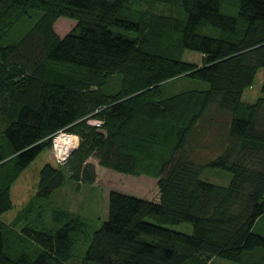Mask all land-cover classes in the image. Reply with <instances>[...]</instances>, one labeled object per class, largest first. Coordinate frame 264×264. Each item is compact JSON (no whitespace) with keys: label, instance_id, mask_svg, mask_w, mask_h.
Listing matches in <instances>:
<instances>
[{"label":"trees","instance_id":"16d2710c","mask_svg":"<svg viewBox=\"0 0 264 264\" xmlns=\"http://www.w3.org/2000/svg\"><path fill=\"white\" fill-rule=\"evenodd\" d=\"M147 1L168 11L129 0H0V264H264L255 229L264 218V81L261 96L244 99L264 67V0ZM61 16L76 19L64 35ZM189 49L203 64L184 58ZM179 79L194 83L171 91ZM62 130L77 146L41 168L29 204L48 206L18 228L19 218L3 219L12 186ZM92 157L157 178L159 199L111 189L96 229L49 200L64 185L94 184ZM208 167L230 181L203 178ZM182 222L191 233L171 227Z\"/></svg>","mask_w":264,"mask_h":264},{"label":"rangeland","instance_id":"374dc122","mask_svg":"<svg viewBox=\"0 0 264 264\" xmlns=\"http://www.w3.org/2000/svg\"><path fill=\"white\" fill-rule=\"evenodd\" d=\"M229 2L230 8L234 4V0H226ZM132 6L141 8L143 10H149L154 8L156 10L165 9L168 11L166 5L153 3L147 0H129ZM169 6V5H168ZM165 7V8H164ZM228 9V8H227ZM170 11L177 13V8L173 5V10ZM76 23V19L61 16L56 24V30L64 35L71 27ZM28 25L27 20L20 23V27L24 30ZM214 33V32H212ZM184 58L192 61L196 64H203L204 55L198 51L186 50ZM264 81V67L258 71L254 83L246 88L244 92V99L246 101H255L259 96L262 95V83ZM194 82H188L185 79H179L173 83L169 88L171 91H178L184 87L193 85ZM61 133H65L68 136L74 137L75 147L77 146L76 136L66 130H62ZM58 134H55L52 138V145L46 147L37 158L29 165V167L19 176L12 186V200L13 207L9 211L3 214V219L12 222L15 218H19L17 227L21 228L27 218L32 219V223L45 213L47 206L45 202L39 201L35 198L32 204L29 201L35 195L40 179V171L44 164L50 162L55 166H58L63 161L57 156L56 152V138ZM96 166V182L92 185H86L81 188L78 192L73 189L72 185H64L57 189L53 194V202L60 206L69 207L73 211L82 212L88 220L91 221L92 225L96 227L100 221L105 217L108 204V191L111 189L121 190L126 193L134 194L151 199H159V188L158 179L148 175H131L119 171H115L104 166H101L96 157L90 158ZM203 178H208L214 182L227 184L230 181L231 173L225 169L208 167L202 174ZM50 204V202H49ZM171 227L191 233L193 225L190 222H182L174 224ZM255 229L264 234V218L259 220V223L255 226ZM208 264H239L235 261L225 259L222 257H213L210 259Z\"/></svg>","mask_w":264,"mask_h":264},{"label":"bare ground","instance_id":"6f19581e","mask_svg":"<svg viewBox=\"0 0 264 264\" xmlns=\"http://www.w3.org/2000/svg\"><path fill=\"white\" fill-rule=\"evenodd\" d=\"M57 152L59 155L68 154L74 145V140L65 133H61L56 138Z\"/></svg>","mask_w":264,"mask_h":264},{"label":"built area","instance_id":"2783aa9c","mask_svg":"<svg viewBox=\"0 0 264 264\" xmlns=\"http://www.w3.org/2000/svg\"><path fill=\"white\" fill-rule=\"evenodd\" d=\"M97 125H99L100 124V122L99 121H96L95 122ZM61 132L62 131H60V134H61ZM58 134V133H57ZM58 136V135H57ZM73 140H74V137L73 136H71V135H69ZM57 146V143L55 144V147ZM75 146V142H74V145H73V147ZM56 152H57V147H56ZM57 156L60 158V160L62 161L63 159H62V157H63V155L61 156V155H59V153L57 152Z\"/></svg>","mask_w":264,"mask_h":264},{"label":"water","instance_id":"95a60500","mask_svg":"<svg viewBox=\"0 0 264 264\" xmlns=\"http://www.w3.org/2000/svg\"><path fill=\"white\" fill-rule=\"evenodd\" d=\"M75 147V146H74ZM74 147L71 149V151L68 153V154H64L63 155V157H62V161L64 162L67 158H68V156L73 152V150H74Z\"/></svg>","mask_w":264,"mask_h":264}]
</instances>
